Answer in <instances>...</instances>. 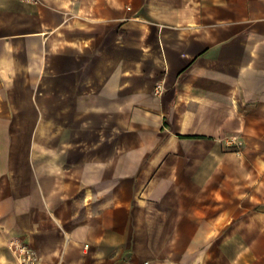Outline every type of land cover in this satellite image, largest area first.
Returning <instances> with one entry per match:
<instances>
[{
	"label": "crops",
	"instance_id": "crops-1",
	"mask_svg": "<svg viewBox=\"0 0 264 264\" xmlns=\"http://www.w3.org/2000/svg\"><path fill=\"white\" fill-rule=\"evenodd\" d=\"M264 264V0H0V264Z\"/></svg>",
	"mask_w": 264,
	"mask_h": 264
},
{
	"label": "built area",
	"instance_id": "built-area-1",
	"mask_svg": "<svg viewBox=\"0 0 264 264\" xmlns=\"http://www.w3.org/2000/svg\"><path fill=\"white\" fill-rule=\"evenodd\" d=\"M10 252L18 257V264H37V255L28 246L17 238H11L7 242Z\"/></svg>",
	"mask_w": 264,
	"mask_h": 264
},
{
	"label": "rangeland",
	"instance_id": "rangeland-1",
	"mask_svg": "<svg viewBox=\"0 0 264 264\" xmlns=\"http://www.w3.org/2000/svg\"><path fill=\"white\" fill-rule=\"evenodd\" d=\"M7 248H8V246H7ZM10 251V250H9ZM11 258L13 259V261L16 263V264H18V257H16L15 255H13L12 253H11Z\"/></svg>",
	"mask_w": 264,
	"mask_h": 264
}]
</instances>
